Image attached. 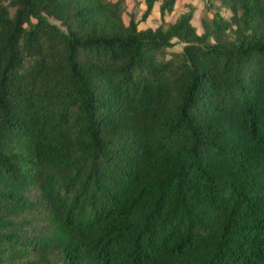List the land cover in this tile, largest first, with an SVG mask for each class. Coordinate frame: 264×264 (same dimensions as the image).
Masks as SVG:
<instances>
[{"label": "trees", "instance_id": "1", "mask_svg": "<svg viewBox=\"0 0 264 264\" xmlns=\"http://www.w3.org/2000/svg\"><path fill=\"white\" fill-rule=\"evenodd\" d=\"M125 1L0 0V264H264V0Z\"/></svg>", "mask_w": 264, "mask_h": 264}, {"label": "rangeland", "instance_id": "2", "mask_svg": "<svg viewBox=\"0 0 264 264\" xmlns=\"http://www.w3.org/2000/svg\"><path fill=\"white\" fill-rule=\"evenodd\" d=\"M159 4L160 2H156L149 16L144 19L142 18L143 11L145 10L143 0H126L123 10L124 20L127 23L130 18H133L139 29L156 28L161 25L162 21L159 14ZM203 7V0H176L173 11L164 16L163 26L167 27L171 25L188 9L193 8L192 24L195 26L197 33H202L201 16ZM213 10L218 11L223 19H229L231 15L227 7L220 6L219 0H213ZM210 17L209 14L208 18Z\"/></svg>", "mask_w": 264, "mask_h": 264}]
</instances>
